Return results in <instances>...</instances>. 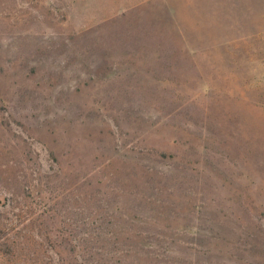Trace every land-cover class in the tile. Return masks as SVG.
I'll use <instances>...</instances> for the list:
<instances>
[{
	"label": "rangeland",
	"instance_id": "1",
	"mask_svg": "<svg viewBox=\"0 0 264 264\" xmlns=\"http://www.w3.org/2000/svg\"><path fill=\"white\" fill-rule=\"evenodd\" d=\"M0 264H264V0H0Z\"/></svg>",
	"mask_w": 264,
	"mask_h": 264
}]
</instances>
